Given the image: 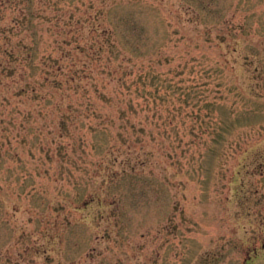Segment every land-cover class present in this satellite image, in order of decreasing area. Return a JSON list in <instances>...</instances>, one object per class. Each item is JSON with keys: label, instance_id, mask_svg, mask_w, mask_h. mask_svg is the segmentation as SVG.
Listing matches in <instances>:
<instances>
[{"label": "rangeland", "instance_id": "1", "mask_svg": "<svg viewBox=\"0 0 264 264\" xmlns=\"http://www.w3.org/2000/svg\"><path fill=\"white\" fill-rule=\"evenodd\" d=\"M0 264H264V0H0Z\"/></svg>", "mask_w": 264, "mask_h": 264}, {"label": "trees", "instance_id": "2", "mask_svg": "<svg viewBox=\"0 0 264 264\" xmlns=\"http://www.w3.org/2000/svg\"><path fill=\"white\" fill-rule=\"evenodd\" d=\"M85 75V74H84ZM87 90L85 89V90H81L80 92H79V94H84V92H86ZM103 94V96H105V94L104 93H102ZM77 110V109H76ZM80 112L81 113H84V115L86 116V113L85 112H82V111H79V110H77V112H76V114H77V116L80 114ZM93 112H94V110H92V112H91V114L93 115ZM96 115H98V114H96V112H95V116ZM103 129V128H102Z\"/></svg>", "mask_w": 264, "mask_h": 264}]
</instances>
